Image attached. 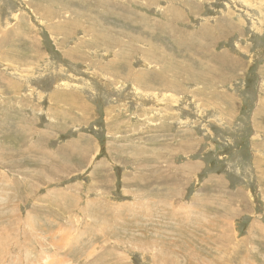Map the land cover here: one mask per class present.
<instances>
[{"label": "rangeland", "instance_id": "obj_1", "mask_svg": "<svg viewBox=\"0 0 264 264\" xmlns=\"http://www.w3.org/2000/svg\"><path fill=\"white\" fill-rule=\"evenodd\" d=\"M0 264H264V0H0Z\"/></svg>", "mask_w": 264, "mask_h": 264}, {"label": "bare ground", "instance_id": "obj_2", "mask_svg": "<svg viewBox=\"0 0 264 264\" xmlns=\"http://www.w3.org/2000/svg\"><path fill=\"white\" fill-rule=\"evenodd\" d=\"M147 245V244H146Z\"/></svg>", "mask_w": 264, "mask_h": 264}]
</instances>
